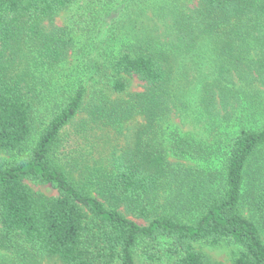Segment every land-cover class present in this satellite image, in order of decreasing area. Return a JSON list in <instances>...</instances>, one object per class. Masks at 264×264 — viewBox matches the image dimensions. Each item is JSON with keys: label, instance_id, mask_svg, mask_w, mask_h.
Wrapping results in <instances>:
<instances>
[{"label": "trees", "instance_id": "1", "mask_svg": "<svg viewBox=\"0 0 264 264\" xmlns=\"http://www.w3.org/2000/svg\"><path fill=\"white\" fill-rule=\"evenodd\" d=\"M76 1L0 0V264H135L152 243L214 264L195 245L223 242L264 264V0L166 1L165 29L109 36L89 81L56 75L105 13L42 25Z\"/></svg>", "mask_w": 264, "mask_h": 264}, {"label": "rangeland", "instance_id": "2", "mask_svg": "<svg viewBox=\"0 0 264 264\" xmlns=\"http://www.w3.org/2000/svg\"><path fill=\"white\" fill-rule=\"evenodd\" d=\"M100 1L103 0H77L74 5V9L62 11L52 17V19H44L42 21L44 29L49 30L50 26L65 25L68 21L69 15L72 12H76L75 9L87 11L88 8L93 5V9L95 11L105 13V23L94 36L85 38L84 36L76 37L77 35H75L76 39L74 47L68 53L65 63L58 69V73H60L59 75H56L58 79L66 77V75L72 73L76 67H82L85 75L81 74L86 81H89L92 74L90 70L92 69L94 63L98 61L97 55L103 49L101 46H105V40L109 36L114 35V33L124 35L127 32H130L132 28H135V31L142 26L150 28L153 23H157L160 28L157 29L159 32H162L165 29V21L162 20L161 22L158 9L162 7L164 2L169 0H113V2L108 5L109 10L107 13L105 11L106 5H104L105 9L102 8ZM178 1L179 5H181L183 0ZM105 3L107 4L108 2ZM123 26L125 27L123 28ZM116 38L119 37L116 36ZM81 48L84 52L81 51ZM127 80L129 93H135L142 90L143 83L137 77L128 76ZM174 121L178 122L177 117L174 118ZM191 127V125H186L185 127H182V129H191ZM74 128L75 126L72 124L67 131L70 133ZM26 182L31 190L36 194H44L48 196H54L57 194V191L50 185L36 184L31 181ZM128 216L140 224L146 223L142 219L135 218L131 215ZM160 246L161 245L157 243H152L150 245L137 248L135 253V264H161L164 262L166 260L165 255L163 253L158 255V253L161 252L159 250ZM145 248L155 253L153 260H147L143 257L142 251ZM195 248L202 252L206 258L214 264H230L233 257L236 255V248L234 245L226 242L217 245L198 243L195 245ZM10 258L11 253L0 247V260H8Z\"/></svg>", "mask_w": 264, "mask_h": 264}]
</instances>
